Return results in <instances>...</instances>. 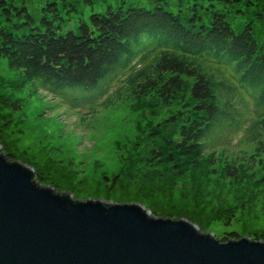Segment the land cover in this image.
<instances>
[{
	"label": "rangeland",
	"instance_id": "1",
	"mask_svg": "<svg viewBox=\"0 0 264 264\" xmlns=\"http://www.w3.org/2000/svg\"><path fill=\"white\" fill-rule=\"evenodd\" d=\"M142 1L67 0L54 22L56 33H76L80 20L87 22L92 13H103L107 6ZM16 4H24L39 22L43 1L16 0ZM234 9L226 18L233 31L252 21L257 39L263 42L264 0ZM122 78L109 81L108 91L101 83L89 91L55 92L29 82L0 59L2 152L35 164L34 173L54 182L56 192L145 202L155 217H192L216 239L226 233L260 239L264 155L256 156L249 134L231 129L211 137L212 146L199 160L168 155L162 138L180 125L181 103L174 100L165 107L152 96L134 100L123 88L116 96ZM107 99L112 102L104 105ZM243 103L251 106L246 94ZM242 109L245 119L254 118L252 110ZM251 156L256 157L254 165Z\"/></svg>",
	"mask_w": 264,
	"mask_h": 264
},
{
	"label": "trees",
	"instance_id": "2",
	"mask_svg": "<svg viewBox=\"0 0 264 264\" xmlns=\"http://www.w3.org/2000/svg\"><path fill=\"white\" fill-rule=\"evenodd\" d=\"M38 1L45 4L37 23L24 4L0 0V59L29 82L55 92L89 91L104 83L108 91L121 75L116 96L123 88L134 100L152 96L165 107L181 103L180 125L162 138L168 155L199 160L214 137L231 129L249 134L256 156L264 155V41L257 39L252 21L236 33L226 19L234 8L255 6L257 0H143L127 7L121 2L92 13L87 22L79 21L76 33L64 35L56 33L54 22L67 0ZM245 94L251 106L243 103ZM243 105L253 119H245ZM255 160L250 157L252 165ZM232 239L239 238L230 233L220 238Z\"/></svg>",
	"mask_w": 264,
	"mask_h": 264
},
{
	"label": "water",
	"instance_id": "3",
	"mask_svg": "<svg viewBox=\"0 0 264 264\" xmlns=\"http://www.w3.org/2000/svg\"><path fill=\"white\" fill-rule=\"evenodd\" d=\"M14 160L0 146V264H264L261 239L221 242L145 202L56 192L35 164Z\"/></svg>",
	"mask_w": 264,
	"mask_h": 264
},
{
	"label": "snow or ice",
	"instance_id": "4",
	"mask_svg": "<svg viewBox=\"0 0 264 264\" xmlns=\"http://www.w3.org/2000/svg\"><path fill=\"white\" fill-rule=\"evenodd\" d=\"M105 60H107V57H105ZM21 163H23V162H21ZM10 165H13V166H16V165H18V166H20V164H18V163H12V164H10ZM21 167V166H20ZM22 168V167H21ZM22 169H24V168H22ZM31 176H32V173H31ZM31 176H30V180L28 181L29 182V184L31 185V186H33L36 190H43V189H41L40 187H39V185H38V183H33L32 181H31ZM61 197H63V196H61ZM188 226V225H187ZM191 229V228H190ZM193 230V229H192ZM193 232H194V230H193ZM195 234V233H194Z\"/></svg>",
	"mask_w": 264,
	"mask_h": 264
}]
</instances>
